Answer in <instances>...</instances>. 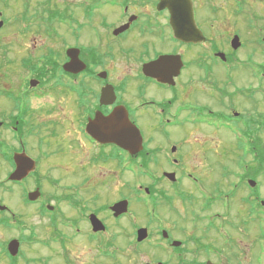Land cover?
<instances>
[{"label": "flooded vegetation", "instance_id": "1", "mask_svg": "<svg viewBox=\"0 0 264 264\" xmlns=\"http://www.w3.org/2000/svg\"><path fill=\"white\" fill-rule=\"evenodd\" d=\"M162 1L0 0L1 54L22 49L2 68L0 192L21 185L37 224L9 238L0 195V264H264V0H190L178 38ZM113 114L138 154L90 129ZM17 155L35 168L11 182Z\"/></svg>", "mask_w": 264, "mask_h": 264}, {"label": "water", "instance_id": "2", "mask_svg": "<svg viewBox=\"0 0 264 264\" xmlns=\"http://www.w3.org/2000/svg\"><path fill=\"white\" fill-rule=\"evenodd\" d=\"M159 9H168L171 12L173 27L175 29V35L178 38L179 33L181 32V25L188 28L189 24L192 22V7L190 0H163ZM184 12L186 14L187 21L185 24L180 22V13ZM71 51L69 50L68 54L71 56ZM173 57L164 56L161 57L156 63L149 65V68L152 66H163L172 62ZM80 65L78 58L73 57L71 62L65 66V69L70 70L72 67H77ZM79 70V69H78ZM146 70V69H145ZM91 130H98L100 132L99 140L103 142H115L118 143L122 148L128 150L131 154H138L142 148V136L139 129L128 119L127 116L123 115H111L104 120H96L90 124ZM16 161V170L10 175L11 181H21L26 178L30 172L35 168V163L33 160L25 156L17 155L15 157ZM36 193L29 195V199L34 201L36 200ZM2 210H5L6 207H2ZM113 211L116 216L126 213L128 211V203L126 201L120 202L113 207ZM95 230H104V226L101 223L93 222ZM146 238V229H141L138 232V241H143ZM18 244L17 242H11L9 250L13 256H16L18 253Z\"/></svg>", "mask_w": 264, "mask_h": 264}, {"label": "rangeland", "instance_id": "3", "mask_svg": "<svg viewBox=\"0 0 264 264\" xmlns=\"http://www.w3.org/2000/svg\"><path fill=\"white\" fill-rule=\"evenodd\" d=\"M80 1H82V0H57L58 8L62 10L65 6H68L71 3L72 4L73 3L79 4V3H81ZM77 4H74V5H77ZM44 41H48V40H44ZM6 43H7V41H5L4 43L0 42V67H1V70H0V88L3 87V83H4V79L3 78H4L5 75H4V72H3L2 68H4V66H5L4 65L5 61L6 60L7 61L8 60L9 61H14V65H17V62L19 61L17 57H20V55H17V51L22 50L21 48H19V47L15 48V46H14L13 47V51L14 52L10 51L9 52V57H5L4 55L1 54L2 53L1 51L3 50V44H6ZM58 44H59V47H62V45H63L62 40H61V42L59 41ZM23 54H24L25 57L28 56V53H23ZM219 167H222V165H220ZM8 172L9 171L7 169H4V168H2L0 166V183L2 181H4V179L6 180ZM220 172H221V170L218 169L217 170L218 177L221 176ZM122 174H123L121 176L122 177V181H125L126 179H129L130 176H132L130 174L128 175L127 173H125V174L122 173ZM138 178L145 179L144 172L142 173V175L138 174ZM8 187H9L8 192L7 193L0 192V195L2 196L1 204H4L5 206H7L9 208V210L13 214H15L14 218L12 217L11 214H9L10 234L8 235V237L11 238V237L17 235L18 226L22 225L23 222L26 223L25 229L27 227L36 226L37 224H36V218L32 214L26 215V217L20 215V214L23 213L22 208L24 207L23 204H22V208H21V198H20L21 185H12L11 183H9ZM122 224H123V222H122ZM34 246L35 245H30L29 247L26 248V250H25L26 251V260H27V257L35 258V257H37L39 255L38 248L34 247ZM90 257H91L90 255L80 256L81 263L86 262ZM30 258H28V259H30ZM31 264H35V263L31 261Z\"/></svg>", "mask_w": 264, "mask_h": 264}]
</instances>
